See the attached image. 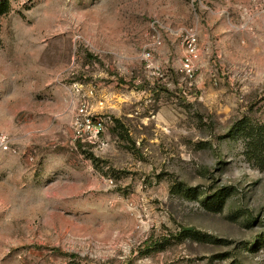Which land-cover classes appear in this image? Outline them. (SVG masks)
Wrapping results in <instances>:
<instances>
[{
	"label": "rangeland",
	"instance_id": "1",
	"mask_svg": "<svg viewBox=\"0 0 264 264\" xmlns=\"http://www.w3.org/2000/svg\"><path fill=\"white\" fill-rule=\"evenodd\" d=\"M1 6L0 264H264V0Z\"/></svg>",
	"mask_w": 264,
	"mask_h": 264
},
{
	"label": "built area",
	"instance_id": "2",
	"mask_svg": "<svg viewBox=\"0 0 264 264\" xmlns=\"http://www.w3.org/2000/svg\"><path fill=\"white\" fill-rule=\"evenodd\" d=\"M184 32L186 33L187 55L183 60L181 73L187 80H192L196 72L195 61L198 58L197 36L193 30H184ZM153 45H162L158 32L154 34ZM143 58L146 64V69L153 72L156 77H162L160 69L154 64L151 50L144 52ZM77 93H80V91L77 90ZM94 95V91H90L86 97L88 99H93ZM86 97H83V100H81V102H79L75 107L73 128L76 140L80 142L94 143L101 136L103 127L101 123L96 122L97 119L95 118V115H97L98 112H96V110L90 105V102L86 99ZM97 109H104L103 101L98 102ZM0 150L2 152L10 151V139L4 134L0 135Z\"/></svg>",
	"mask_w": 264,
	"mask_h": 264
},
{
	"label": "trees",
	"instance_id": "3",
	"mask_svg": "<svg viewBox=\"0 0 264 264\" xmlns=\"http://www.w3.org/2000/svg\"><path fill=\"white\" fill-rule=\"evenodd\" d=\"M3 13H4V9H3V6H1L0 7V15H2ZM261 130H264V126H261L258 129L259 134L258 133L257 134H253V135H255V137H252L251 138V141L253 142V146H251V148L249 147L251 150H252V147L256 149V147H254V146H256V145H258V143H260V138L262 136V134H260L261 133ZM258 153H259L260 156H262L264 154V152L262 150L258 151ZM186 233H188V235H190V234H194V231H192V230H186Z\"/></svg>",
	"mask_w": 264,
	"mask_h": 264
}]
</instances>
